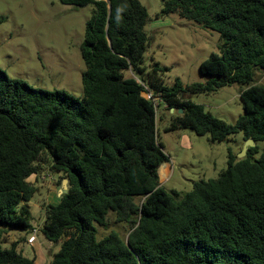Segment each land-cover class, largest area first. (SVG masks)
Instances as JSON below:
<instances>
[{
  "label": "trees",
  "instance_id": "trees-1",
  "mask_svg": "<svg viewBox=\"0 0 264 264\" xmlns=\"http://www.w3.org/2000/svg\"><path fill=\"white\" fill-rule=\"evenodd\" d=\"M60 2L93 6L84 96L34 88L0 68V229L34 230L31 177L49 162L68 180L39 230L60 244L49 264H264V149L254 158L264 142V85L254 84L256 69L264 71V0H162L158 16L178 14L222 39L220 53L200 65L208 80L187 87L166 85L168 68L146 64L150 15L139 0ZM236 83L246 88L235 124L188 96ZM166 116V131L189 129L212 142L241 132L256 146L240 160L230 152L227 169L190 192H167L158 175L170 169L161 166L170 160L160 141ZM111 214L127 238L116 230L100 237ZM2 243L0 264H41Z\"/></svg>",
  "mask_w": 264,
  "mask_h": 264
},
{
  "label": "rangeland",
  "instance_id": "rangeland-1",
  "mask_svg": "<svg viewBox=\"0 0 264 264\" xmlns=\"http://www.w3.org/2000/svg\"><path fill=\"white\" fill-rule=\"evenodd\" d=\"M148 10L150 21L146 26L151 42L146 64L153 61L168 70L163 79L172 86L179 79L184 87L194 83H205L208 78L200 72L201 63L212 53H220L222 39L219 32L203 28L200 24L180 17L178 14L158 16L162 10V0H139ZM93 12V6H72L60 0H0V68L12 79L23 80L31 87L47 91H66L75 97L84 96L82 81L86 65L82 57L85 28ZM254 84L264 85V71L256 69ZM242 84L225 86L214 93L188 94L206 111L235 124L244 114L241 92ZM149 98L148 93L142 94ZM169 116L160 122V141L165 153L170 157L171 173L160 182L167 192H190L195 183L217 178L227 169L229 153L237 160L246 144L241 132L231 135L222 142H212L209 136H199L189 129L166 131ZM259 158L264 142L258 143ZM39 176L33 179L38 191L28 203L34 227H42L45 222V207L57 203L54 191L61 190L62 174L54 172L49 162L41 165ZM170 172V169L164 173ZM45 178V179H44ZM54 186L51 188L48 184ZM52 190V191H51ZM55 193V192H54ZM118 231L124 239L129 229L117 223L113 214L107 228H100V237L111 231ZM32 232L20 229H0L4 247L17 244V249L26 257L41 255L42 263L52 259L60 244L50 242L42 232L37 241L29 244ZM39 251L42 254L38 253Z\"/></svg>",
  "mask_w": 264,
  "mask_h": 264
},
{
  "label": "water",
  "instance_id": "water-1",
  "mask_svg": "<svg viewBox=\"0 0 264 264\" xmlns=\"http://www.w3.org/2000/svg\"><path fill=\"white\" fill-rule=\"evenodd\" d=\"M164 105H165V103L162 102V103L160 104V107L163 108ZM161 108H160V109H161ZM174 112H175V109H171V113H174ZM182 113H183V110L180 109V110H179V114H182ZM255 146H256V143H255V141H254L253 139H248V140H246V144H245V146H244V148H243V151H242L240 157H242V156H243V158L246 157L249 148H251V147H255ZM243 158H242V159H243ZM161 166H162V165H161ZM67 192H68V180H67V179H64V181H63V185H62V189L60 190V194H59V196H61L62 194H66ZM127 244H128V241H127Z\"/></svg>",
  "mask_w": 264,
  "mask_h": 264
},
{
  "label": "crops",
  "instance_id": "crops-1",
  "mask_svg": "<svg viewBox=\"0 0 264 264\" xmlns=\"http://www.w3.org/2000/svg\"><path fill=\"white\" fill-rule=\"evenodd\" d=\"M164 107H165V105H164ZM161 108V107H160ZM169 159H170V157H169ZM170 161V160H169ZM164 165H168L169 166V168H170V172L168 173V175H166L165 177H161L160 176V169L158 170V175H159V182H163V181H165L166 179H168V177H169V175H170V173H171V164H170V162H166V163H164V164H162V166H164ZM35 177H31V179L33 180ZM34 181V180H33ZM52 183L50 182L48 185L51 187V188H53L54 186H52L51 185ZM52 191V190H51ZM55 192V193H54ZM53 192V194H55V195H57V196H59V194H60V190H57V191H54ZM38 253H40V254H42V252L41 251H39ZM41 256V255H40ZM39 255L37 256V253H36V258H37V261L39 262V263H41V264H43L42 263V257H40ZM50 261L51 260H49L48 262H46V264H49L50 263Z\"/></svg>",
  "mask_w": 264,
  "mask_h": 264
},
{
  "label": "built area",
  "instance_id": "built-area-1",
  "mask_svg": "<svg viewBox=\"0 0 264 264\" xmlns=\"http://www.w3.org/2000/svg\"><path fill=\"white\" fill-rule=\"evenodd\" d=\"M150 95V94H149ZM150 97H151V95H150ZM149 97V98H150ZM45 179V178H44ZM39 230H40V227H34V230L32 231V234L29 236V238L27 239V242L29 243V244H33V243H35L36 241H37V235H38V233H39Z\"/></svg>",
  "mask_w": 264,
  "mask_h": 264
},
{
  "label": "bare ground",
  "instance_id": "bare-ground-1",
  "mask_svg": "<svg viewBox=\"0 0 264 264\" xmlns=\"http://www.w3.org/2000/svg\"><path fill=\"white\" fill-rule=\"evenodd\" d=\"M167 175V173H164L163 175H162V177H165Z\"/></svg>",
  "mask_w": 264,
  "mask_h": 264
}]
</instances>
